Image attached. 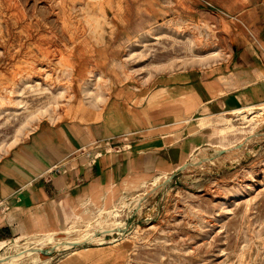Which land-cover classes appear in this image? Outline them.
<instances>
[{"label": "rangeland", "instance_id": "374dc122", "mask_svg": "<svg viewBox=\"0 0 264 264\" xmlns=\"http://www.w3.org/2000/svg\"><path fill=\"white\" fill-rule=\"evenodd\" d=\"M261 24L264 0H0V159L40 124L81 120V104L98 106L82 119L93 120L112 70L141 85L169 71L214 69L241 29ZM239 113L230 115L237 136L225 142L237 151L214 164L192 160L142 215L139 193L118 204L130 264H264V138L242 144L253 126L264 133V110Z\"/></svg>", "mask_w": 264, "mask_h": 264}, {"label": "crops", "instance_id": "0c3cea01", "mask_svg": "<svg viewBox=\"0 0 264 264\" xmlns=\"http://www.w3.org/2000/svg\"><path fill=\"white\" fill-rule=\"evenodd\" d=\"M241 34L228 61L214 69L169 71L141 85L112 70L110 96L93 120L84 121L98 106L81 104V120L40 124L3 156L0 263L16 254L6 250L15 242L80 228L156 177L178 175L200 149L237 136L219 132L236 127L230 115L264 103V24ZM104 238L60 258L57 251L41 256L48 264H130L118 233Z\"/></svg>", "mask_w": 264, "mask_h": 264}, {"label": "bare ground", "instance_id": "6f19581e", "mask_svg": "<svg viewBox=\"0 0 264 264\" xmlns=\"http://www.w3.org/2000/svg\"><path fill=\"white\" fill-rule=\"evenodd\" d=\"M263 107H264V103L258 106H254L251 109H249V113H257V116L262 115L263 114L262 110H264L262 109ZM239 112L240 111H236L235 113H239ZM239 114H241V112ZM255 117L256 115L253 117L254 121L256 122L259 121ZM203 125H205V122ZM255 127L256 126H253L252 132L243 139L242 144H244L245 146L251 141L253 140L255 141V139L264 138V133L263 132L260 133L257 129H255ZM232 128L233 126L228 127V129H230L229 130L230 132L227 129H221V130L223 131L227 130L226 133H231ZM211 148L214 151V154L212 155L213 158L205 157V154ZM211 148L205 147V148L200 149L199 152L194 155L192 163L195 165L199 163H206V165L207 163H213L218 158L217 155L219 151L226 150V151L231 152L232 150L237 149V145H233L230 147H227V146L223 147V145H217V146L213 145L211 146ZM241 150H242V147H241ZM201 159H205L206 162H204V160L202 161ZM219 159H218V162L220 161ZM167 179H169V177L167 178L163 176L156 177L150 183L148 189H145L144 192H141L136 197H134L135 203L141 215L144 214V209H145L147 201L149 200V197H151L152 195H155L161 189V187L163 186V184L165 183ZM127 200H128L127 198H123L118 204H122V206L126 208V206L129 205ZM118 204L115 205L112 209L100 211L95 217L91 218L89 223L83 228L69 229L63 235H60V236L57 235V233H48L44 235L30 236L26 238L24 242H20V241L15 242L14 244L6 248V250L11 249L15 251L16 254L8 258V260H5V262L3 261V263L4 264H25L26 261L28 260L38 261L42 257L40 253V250L42 249L48 248V250H51V251L62 252V251L70 250L76 245H82L85 243H96V245L97 243H104L105 242L104 236L106 234L118 233V235H123L126 229L125 227L126 223H125V219L123 218V215L121 214L122 209L118 208ZM149 215H151V213H149ZM72 233H76V235L73 236ZM61 236H64V237H61Z\"/></svg>", "mask_w": 264, "mask_h": 264}, {"label": "water", "instance_id": "95a60500", "mask_svg": "<svg viewBox=\"0 0 264 264\" xmlns=\"http://www.w3.org/2000/svg\"><path fill=\"white\" fill-rule=\"evenodd\" d=\"M225 151H226V150H222V151H219L218 153L223 154ZM190 164H191V163H189V164L185 165L184 167H182L180 171H183V170H184L186 167H188ZM176 175H177V174H174V175H172L171 177H169V179H167V180L165 181V184L169 183V182H170V181H171ZM40 253H42V254H44V255H51V254L53 253V251L48 250V249H42V250H40Z\"/></svg>", "mask_w": 264, "mask_h": 264}, {"label": "built area", "instance_id": "2783aa9c", "mask_svg": "<svg viewBox=\"0 0 264 264\" xmlns=\"http://www.w3.org/2000/svg\"><path fill=\"white\" fill-rule=\"evenodd\" d=\"M99 156H100V154H97V155L94 157L93 162L96 161V159H97ZM56 170H57V169H56ZM134 210H136V209H134Z\"/></svg>", "mask_w": 264, "mask_h": 264}]
</instances>
